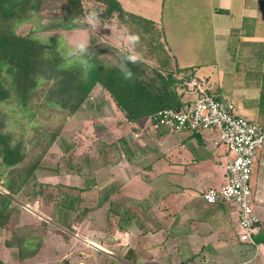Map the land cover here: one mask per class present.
I'll return each instance as SVG.
<instances>
[{
	"label": "rangeland",
	"instance_id": "374dc122",
	"mask_svg": "<svg viewBox=\"0 0 264 264\" xmlns=\"http://www.w3.org/2000/svg\"><path fill=\"white\" fill-rule=\"evenodd\" d=\"M66 1L42 0L35 19L17 27V32L31 31L45 38L59 36L74 53L84 43L85 48H92L99 59L109 64L132 55L146 64L149 77L161 69L164 58L159 37L152 35L151 29L144 33L130 17L106 15L105 6L98 1L81 0L82 13L72 20L75 28L50 26L52 19L58 23L60 18L68 17ZM37 23L42 24L40 30H34ZM170 69L171 66L169 72ZM88 99L71 115L49 107L33 109L37 114L34 123L15 107L2 112L5 129L21 140L28 157L19 167L24 171L31 159L38 162L12 196L10 205L16 213L9 221L18 226L22 236L36 239V247L34 253L19 259L18 248L7 243L13 240L14 231L0 227V259L4 264H137V241L127 242L115 234L121 221L120 207L127 201L121 186H137L133 178L136 176L143 187H148L149 198L145 197L151 204L153 189L161 185L159 176L177 169L172 164L181 158L173 160L169 150L175 147L179 151L180 143L175 137L161 142L159 131H153L148 124L149 116L128 120L99 84ZM20 168L13 175L15 181L23 172ZM3 177L0 190L7 192ZM31 189L40 194L35 195ZM67 193L76 197L75 208L67 212L66 224H62L58 217L63 219L64 211L57 201Z\"/></svg>",
	"mask_w": 264,
	"mask_h": 264
},
{
	"label": "crops",
	"instance_id": "0c3cea01",
	"mask_svg": "<svg viewBox=\"0 0 264 264\" xmlns=\"http://www.w3.org/2000/svg\"><path fill=\"white\" fill-rule=\"evenodd\" d=\"M117 1L160 33L168 70L182 69V75L232 101L237 114L264 124V0ZM190 97L184 93L181 100ZM153 131L161 142L177 138L179 151L172 147L169 154L181 160L172 164L177 169L157 177L161 185L153 189L151 204L148 187L136 176L131 177L137 186H121L127 201L115 234L137 241V264H264V144L250 177L259 217L250 243L238 238L233 206L202 197L207 188L225 183L230 154L224 146L189 132Z\"/></svg>",
	"mask_w": 264,
	"mask_h": 264
},
{
	"label": "trees",
	"instance_id": "16d2710c",
	"mask_svg": "<svg viewBox=\"0 0 264 264\" xmlns=\"http://www.w3.org/2000/svg\"><path fill=\"white\" fill-rule=\"evenodd\" d=\"M95 1L105 6L106 15L117 13L120 18L130 17L133 22L140 24L144 33L151 29L152 35L160 39V33L141 17L125 12L117 0ZM41 4L42 0H0V177L4 175L2 182L7 190H0V227L14 231L13 240L7 243L18 248L19 259L34 253L32 250L36 247V239L22 236L16 229L18 226L9 223L16 213V208L10 204L12 196L24 185L38 162L31 159L24 171L19 167L28 157L21 140L5 129L2 112L15 107L28 122L33 123L37 117L33 109L49 107L67 111L71 115L89 100L93 87L99 84L107 90L125 117L136 121L147 116L153 117L162 108L179 107L182 95L178 92L179 86L186 87V82L191 78L189 74L182 75V69L174 72L167 70L164 49H161L164 58L161 69L149 77L146 64L140 60L129 62L126 56L117 64H109L99 59L90 47L83 52H72L59 36L45 38L31 31L17 32V27L35 19L34 15L40 10ZM65 7L68 17L60 18L58 23L52 19L50 26L61 29L76 27L72 20L77 18L76 14L82 13L81 0H67ZM41 26V23H37L34 30H40ZM158 45L163 44L161 42ZM121 63H126L131 69V79L123 78L119 70ZM19 168L23 172L19 180L15 181L12 178ZM31 190L35 195L40 194V191ZM75 200L76 197L67 193L57 201L59 209L64 211V218L58 217L62 224H66L67 212L75 208ZM27 249L30 251L27 252ZM0 264H4L1 259Z\"/></svg>",
	"mask_w": 264,
	"mask_h": 264
},
{
	"label": "built area",
	"instance_id": "2783aa9c",
	"mask_svg": "<svg viewBox=\"0 0 264 264\" xmlns=\"http://www.w3.org/2000/svg\"><path fill=\"white\" fill-rule=\"evenodd\" d=\"M180 92L192 97L182 99L179 107L158 110L153 117L149 116L148 124L153 130L189 132L204 137L213 146H224L230 154L225 165V183L207 188L202 197L209 204L233 206L238 238L253 243L251 233L259 217L252 206L250 177L257 152L264 144V124L237 114L232 101L218 97L197 78L187 81Z\"/></svg>",
	"mask_w": 264,
	"mask_h": 264
},
{
	"label": "clouds",
	"instance_id": "9594fccd",
	"mask_svg": "<svg viewBox=\"0 0 264 264\" xmlns=\"http://www.w3.org/2000/svg\"><path fill=\"white\" fill-rule=\"evenodd\" d=\"M132 39L133 40H136L138 38L137 37H132ZM78 47H79V50L81 52H83L85 50V44L84 43L79 44ZM135 59L136 58L134 56H132V55H128L127 56V61H129V62H134ZM85 67H86V70H87V66H85ZM119 70H120L121 74L123 75V78L124 79L128 80V79H131L132 78L133 73H132L131 69L127 66L126 63H121L119 65Z\"/></svg>",
	"mask_w": 264,
	"mask_h": 264
},
{
	"label": "bare ground",
	"instance_id": "6f19581e",
	"mask_svg": "<svg viewBox=\"0 0 264 264\" xmlns=\"http://www.w3.org/2000/svg\"><path fill=\"white\" fill-rule=\"evenodd\" d=\"M99 244V243H98Z\"/></svg>",
	"mask_w": 264,
	"mask_h": 264
}]
</instances>
